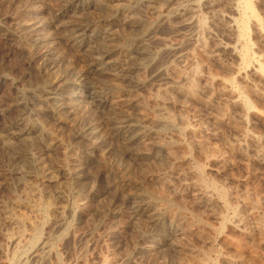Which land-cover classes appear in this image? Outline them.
Wrapping results in <instances>:
<instances>
[{
    "label": "rangeland",
    "instance_id": "obj_1",
    "mask_svg": "<svg viewBox=\"0 0 264 264\" xmlns=\"http://www.w3.org/2000/svg\"><path fill=\"white\" fill-rule=\"evenodd\" d=\"M243 1L0 0V264H264Z\"/></svg>",
    "mask_w": 264,
    "mask_h": 264
},
{
    "label": "bare ground",
    "instance_id": "obj_2",
    "mask_svg": "<svg viewBox=\"0 0 264 264\" xmlns=\"http://www.w3.org/2000/svg\"><path fill=\"white\" fill-rule=\"evenodd\" d=\"M207 1H211V0H207ZM256 1V0H255ZM241 1H239V3H240ZM239 3H237V4H234L231 8H230V14H229V16H227V20H228V23H230V27H229V29L230 30H232L231 31V34L233 33V36H234V34L236 35L234 38H236L237 37V35L239 36V34H243L244 33V27H246L245 25H246V17H248V15L249 16H251L252 18L253 17H255L254 16V12H253V10H252V8H251V4H250V1L249 0H244L243 1V8L245 9V11L243 12V9H242V7L240 6L241 4H239ZM179 5V4H178ZM157 10V9H156ZM193 10V9H192ZM228 13V12H227ZM228 15V14H227ZM225 17V16H224ZM251 18V19H252ZM193 19V18H192ZM248 19V18H247ZM224 20V19H223ZM250 20V19H249ZM201 22V21H200ZM247 24H248V22H247ZM202 25V24H201ZM256 28L258 29V31H260L261 33L263 32L262 31V29H261V27H260V25L259 26H257V24H256ZM248 29V28H247ZM203 30H204V28H203ZM255 30V29H254ZM206 32H207V30H206ZM209 32V31H208ZM78 33V32H77ZM247 32H245V34H246ZM252 33V32H251ZM260 34V33H259ZM239 37H241V36H239ZM238 37V38H239ZM240 40H242V37L241 38H239ZM235 40H238L237 38L235 39ZM243 40H245V39H243ZM256 42V41H255ZM234 46V45H233ZM226 47H228V46H226ZM231 47V46H230ZM237 49V48H236ZM236 49H235V47H231L230 49H228L229 50V52H230V54L231 55H233V57H237V58H240L242 61H243V63H245V64H251V68H252V66H253V68H255V70H257V71H260V66H259V64H258V61H257V59H255L254 57H251V56H249V54H248V50L247 49H245V48H243V49H241L240 51H236ZM250 49V48H249ZM238 50V49H237ZM127 52V51H126ZM203 54V53H202ZM236 65V64H235ZM199 67V66H198ZM224 80V79H223ZM222 80V81H223ZM243 80V79H242ZM225 83V82H224ZM225 85V84H224ZM225 87V86H224ZM227 87H228V89L229 90H233V88H232V84L229 82V83H227ZM226 88V87H225ZM231 90V91H232ZM231 94V93H230ZM233 95V94H232ZM238 96V95H237ZM246 99V98H245ZM237 100H239V99H237ZM237 102V101H236ZM239 102V101H238ZM239 103H241L244 107H246L247 109H249V103H248V100L246 101V100H244L243 99V97L241 98V96H240V102ZM195 146V145H194ZM198 168V167H197ZM198 170H200V168H198ZM203 176V175H202ZM196 181V180H195ZM213 185V184H212ZM207 187V186H206ZM213 188H215L214 187V185L212 186ZM214 190V189H213ZM219 191V190H218ZM221 193V192H220ZM204 195H206L207 196V194H204ZM203 196V195H202ZM205 196V197H206ZM222 196H223V194H222ZM224 197V196H223ZM222 197V198H223ZM206 199H208V198H206ZM224 200L225 199H223V200H221L222 201V203L224 202ZM224 204V203H223ZM222 204V205H223ZM224 206V205H223ZM227 223V222H226ZM239 227V226H238ZM238 252V251H237ZM80 260V259H79ZM237 261V260H236Z\"/></svg>",
    "mask_w": 264,
    "mask_h": 264
}]
</instances>
